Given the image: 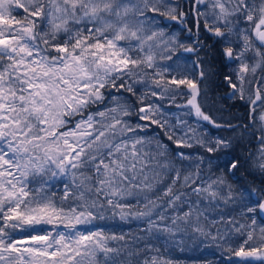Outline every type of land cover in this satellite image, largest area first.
Listing matches in <instances>:
<instances>
[{
    "label": "snow or ice",
    "instance_id": "6c2138e0",
    "mask_svg": "<svg viewBox=\"0 0 264 264\" xmlns=\"http://www.w3.org/2000/svg\"><path fill=\"white\" fill-rule=\"evenodd\" d=\"M201 22L247 123L204 110ZM241 168L264 177V0H0V264H185L168 254L202 246L264 264V188L236 187Z\"/></svg>",
    "mask_w": 264,
    "mask_h": 264
},
{
    "label": "trees",
    "instance_id": "16d2710c",
    "mask_svg": "<svg viewBox=\"0 0 264 264\" xmlns=\"http://www.w3.org/2000/svg\"><path fill=\"white\" fill-rule=\"evenodd\" d=\"M187 10V6L185 8ZM190 20L194 23L195 17L191 16ZM171 23L173 28L179 29L180 26ZM195 30V29H193ZM181 33V31H180ZM187 35L186 30L181 33V37ZM200 38L204 44V50L200 53L205 62V70L209 72L208 79L205 84L207 86V94L202 98L201 102L204 105V110L213 116L217 123L223 124L225 121H231L233 124L240 122H248V108L239 100L229 99V93L231 89L225 83L223 77L226 73L230 72L227 59L223 56L222 45L217 44L215 39L210 34L204 31L203 22H201ZM190 59L195 61L196 57L190 54ZM204 87V85H202ZM207 124V123H206ZM210 131L220 136L233 135L230 132L221 128H215L212 125H208ZM252 147L255 149L256 142H252ZM223 166V162L220 164ZM233 184L238 188H247L249 191L256 188H264V177L259 174H252L246 168H241L234 177L231 178ZM63 184H55V186H61ZM173 257L180 260H189L191 257H199L189 254L187 252L181 253L179 250H173L171 252Z\"/></svg>",
    "mask_w": 264,
    "mask_h": 264
},
{
    "label": "rangeland",
    "instance_id": "374dc122",
    "mask_svg": "<svg viewBox=\"0 0 264 264\" xmlns=\"http://www.w3.org/2000/svg\"><path fill=\"white\" fill-rule=\"evenodd\" d=\"M22 12V10H21ZM165 23H167V21H164ZM169 25V31L172 32H177L180 34V38L184 39L183 37H181V33L179 29L173 28L171 23H167ZM194 60L190 59V54L187 53H183L181 51L180 53V63L185 64V65H191L192 62ZM231 71V68H230ZM199 74V69L196 70V75L198 77ZM125 95H127V93H125ZM180 103H183V101H178ZM170 112L172 113H176L178 110L175 107H172L169 109ZM192 119V118H190ZM204 123V130H206L208 132V134L210 136H216V134L212 133L210 131V129L208 128L206 122ZM156 132H159V129H155ZM162 135V134H161ZM173 147H175L173 145ZM187 151V150H186ZM218 164H221V162H223V154H220V159L216 161ZM54 188L57 189L59 191V194H62V189H63V185L61 186H55ZM250 222V221H249ZM106 224H108L110 226V230L111 231H115L117 233L124 231V232H128L129 230L135 231L136 230V224L135 222L129 223V224H121L119 221H107L105 222ZM257 223L258 225L264 226V221L261 220V218L257 217ZM115 224V226L113 227V225ZM185 252L192 254L194 256H199L203 261H211L212 264H226V257L222 258L221 252L216 249L214 246H202L199 250L196 251H190V250H186ZM168 255H171L173 257V255L171 253H169ZM182 261L185 262V264H191V262L189 260H183Z\"/></svg>",
    "mask_w": 264,
    "mask_h": 264
}]
</instances>
